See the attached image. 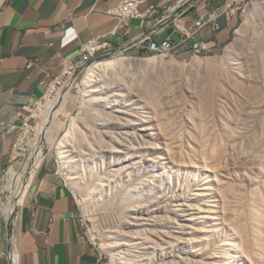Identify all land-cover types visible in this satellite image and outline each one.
I'll return each instance as SVG.
<instances>
[{
    "label": "rangeland",
    "instance_id": "obj_1",
    "mask_svg": "<svg viewBox=\"0 0 264 264\" xmlns=\"http://www.w3.org/2000/svg\"><path fill=\"white\" fill-rule=\"evenodd\" d=\"M3 1H0V5ZM254 2L264 4V0L242 1L235 4L234 15L237 18V25L231 37L225 43L201 54H195L190 48L160 55H153L146 50L136 54L135 49L131 50L129 55L132 56H156L161 58L160 60H173L174 64L128 73L127 78H130L129 81L131 80L134 85L125 87L123 82L118 90L114 89V93L121 94V98L111 100L110 105L105 103L102 106V100L83 104L79 93L80 87L77 92L71 84L70 87L74 89L72 95L63 105H58L55 109L58 115H55V122L48 126V131H45L42 153L45 159L48 157L52 160L56 170L71 187L78 202L84 230L102 253L103 264H116V262L118 264H219L220 261H227L222 260L221 257L217 259L214 257L217 253V243L202 239L190 244L188 239L200 237L195 224H191V219L197 211V204L200 203V200L194 201L197 199L196 194L206 193V203L212 204V209L219 210L220 214L221 198L219 195L218 197L213 195L212 189L217 188L218 185L214 176L208 172L203 173L205 168L215 169L219 177L222 174L227 175L232 179L231 184L235 188L240 184L244 188L247 187L248 195L251 194L249 192L253 193L257 190L259 184H263L259 182V187L257 183L252 186L249 180L247 181L250 175L256 177V171L249 170L253 165L252 156L259 152L262 157L259 154L258 157L261 158L262 163L264 157V147L258 148L264 144L262 143L264 141V11L250 15ZM241 26L244 27L245 33L243 32L241 39L237 41L236 55L228 56L227 46L235 42L236 30ZM195 56L208 59L218 65L211 70L203 68L199 70L192 65ZM57 97V94H52L42 100L38 106V114L40 115L45 109L48 101L51 103ZM96 108H99L97 112L100 115L110 112L116 116H110V120L102 119L98 123L91 124L93 119L90 117L91 111ZM73 119L78 128L79 138L75 150L81 158L79 167L74 168L80 182L74 183L75 186L61 169L56 146L52 142L70 129ZM37 121L40 123L42 116ZM38 128L37 137L41 135ZM98 128L107 134L102 132L98 136L95 132ZM84 130L87 134H84L82 140L81 135ZM239 133L240 138L237 136ZM110 134H114L111 136H115L116 140L132 136L129 139L131 142L126 144L125 148L122 143H118V146L116 143L108 145L106 140L109 142L112 137L106 136ZM36 136L31 135V139L34 138L31 143L35 142ZM52 137L56 139L52 140ZM99 137L103 138L105 143L99 146L93 144L97 149L90 157L89 144L91 141L94 142L95 138L97 141ZM250 141H254L252 144L256 141L261 143L253 145V150ZM116 146L120 149V154L115 153V155L124 154L121 159L116 157L118 163H114L113 159L109 158V154L107 155L109 151L113 153L112 149ZM25 147L29 148L28 145ZM25 153L24 159L18 157L14 161L12 169L19 174L10 182L9 174L6 178L4 186L6 200L2 205L4 214L8 203L11 202L10 194L20 183L25 163L28 160L30 163L35 155V151ZM101 153H105V156L101 157ZM145 155L158 156L162 163L165 162L167 170L165 176L167 175V181L171 183L169 189L155 187L150 195H146L140 182L145 174L142 161ZM249 156L252 158L250 159ZM114 169L118 171L113 172ZM100 179L104 183L101 182L98 188L96 184ZM8 182L9 187L6 185ZM205 182L210 186L208 192L203 190ZM262 186L260 188H264V184ZM149 214L151 218H148ZM160 217L169 221L168 227L160 226L158 220ZM139 219H147L146 230L145 228L138 230L135 227L134 224L141 221ZM203 224L202 221V226ZM219 227L224 236L222 225ZM180 228L182 232H179ZM136 234H138L137 238L143 236L152 243H141V240L136 238ZM105 246L110 247V252ZM117 254L123 258L118 259Z\"/></svg>",
    "mask_w": 264,
    "mask_h": 264
},
{
    "label": "crops",
    "instance_id": "obj_2",
    "mask_svg": "<svg viewBox=\"0 0 264 264\" xmlns=\"http://www.w3.org/2000/svg\"><path fill=\"white\" fill-rule=\"evenodd\" d=\"M192 3L181 17L180 4ZM231 0H148L165 14L178 49L205 41L211 47L225 43L237 25L234 14L213 11ZM118 0H4L0 5V127L17 123L19 110L41 97L46 81L58 75L64 61L76 57L82 46L110 33L115 25L106 9ZM210 22L196 31V21ZM218 28H214V25ZM183 29L188 31L187 37ZM132 35L146 29L132 21ZM196 31V32H195ZM194 32V33H193ZM191 33V34H190ZM159 39L163 35L158 36ZM19 129L0 130V264H11L9 253L20 255V264H94L98 249L82 225L76 197L66 179L46 158L33 173L15 216L2 210L6 200L5 171L12 163Z\"/></svg>",
    "mask_w": 264,
    "mask_h": 264
},
{
    "label": "bare ground",
    "instance_id": "obj_3",
    "mask_svg": "<svg viewBox=\"0 0 264 264\" xmlns=\"http://www.w3.org/2000/svg\"><path fill=\"white\" fill-rule=\"evenodd\" d=\"M0 1H2V0H0ZM263 11H264V4L262 5L259 2H254L253 6L251 8V11H250V15L254 14V13H258V12L260 13ZM248 16H249V13H248ZM243 32L245 33V30H244V27H242V26L236 30L235 42L230 43L226 49L228 56L236 55L235 54V52H237L236 51V48H237L236 44H237V41H239L241 39L242 34H244ZM160 59L161 58H157L156 56L141 57V56H132L129 54H119V55L111 57L109 59L97 62L90 69L89 73L85 76V78L83 79V82L79 86L80 87L79 93L82 96L83 104H84V102L86 103V102L93 101V100H102V106L105 105V103L110 105L111 100H114V99L121 96V94H117V93L115 94L113 91L114 89L118 90V88H120L122 86L123 82L125 84V87L130 86V85H134L131 80L129 81L130 78H127L128 73L134 72L135 70H138L140 72V71H145L148 69H154V68L159 67V66H161V67L166 66V64H169V65L174 64L173 60L166 61V60H163V59L160 60ZM207 60L208 59H204V58L202 59L200 57L195 56L192 60V65L194 66V68L195 67L199 68V70L200 69L202 70V68L206 69V70H211V69L216 68V66L218 65V63L210 62L209 60L208 61ZM73 90L74 89H72V86H71L68 90L64 91L59 97H57L56 100L51 101V103L48 101V104L45 106V109L43 111H41L40 114L42 116V121L40 123L38 122L39 123L38 129H40L41 135L38 137L36 136L37 139L35 140L34 143H31V145H30L31 148L29 150V152L35 151V155H34V158H32L30 163H29V160H28V162L25 163V165H24L25 170L23 169L24 172L21 171L23 173V175L20 176L21 177L20 183L13 190L12 194H10L11 202H10V204L8 203V206L6 208V214H5L7 218H9L10 214L13 211H15L18 206L21 205L23 198H24V195H25V191L27 189V186L30 183V180L32 178L33 173L37 170V168L41 165V163L45 159V156L42 153L43 152V150H42V147H43L42 139H45V136H46L45 131L46 130L48 131V129H47L48 126L51 125V123L55 122V115L56 114L58 115V113H55L56 112L55 109L58 107V105H63V103L70 98ZM105 93L107 94L106 96L103 95ZM100 95H102L101 98H98V96H100ZM249 101H250V98H249ZM252 101L254 102L253 97H252ZM252 101H250V103ZM97 109H99V108H96L95 110L93 109L91 111L90 117L93 118L92 122L90 121L91 124L92 123L93 124L98 123V122H100L99 120H102V119L103 120H110V116L111 117L116 116V115H113L112 113L110 114V112H107V111H106L107 114H104V115L101 114L100 115V113L97 112L98 111ZM89 110H91V109H89ZM242 110H244V109H242ZM252 113H254V112H252ZM254 114H257V112ZM260 115H261V113H260ZM84 116H86V115H84ZM252 116H253V114H252ZM239 119H241V118H239ZM254 119H256V118H254ZM251 120H253V119H251ZM249 123H251V122H249ZM71 124H72V126L63 136L57 138L56 141H52V142L56 146V152H57V155L59 158V164H60L61 169L65 173V176H67L68 179L73 181L72 184H74V183L78 184L80 182L78 181V176L76 175V173L74 171V168H76L78 165H80V160H81L79 154L76 153V150H75L77 147V143H79V141H78L79 138H78V134H77L78 128H77V125H76L74 119H73V123L71 122ZM241 124H242V122H241ZM105 126H106V124H105ZM105 126H103V127H105ZM98 127H100V126L98 125ZM244 127H246V126H244ZM100 128H102V127H100ZM100 128H98L95 131L97 133V135L99 133L104 132V130H102ZM236 129H237V127H236ZM243 129H245V128H243ZM247 129H249V128H247ZM252 129H253V127H252ZM242 133H243V131H242ZM84 134H87L86 130H84L83 135H81L82 140H84ZM104 134H105V132H104ZM111 135H114V134H110V136H106L109 138L112 137L111 140H109V142L106 140L108 145H110V143H113V144L116 143L118 146V143H122L123 147L125 148V145L131 142V141H129V139L132 136L131 137L127 136L128 138L123 137L120 140H116V137L111 136ZM239 135H240V133L237 136H239ZM243 135H244V133H243ZM261 135H263V134H261ZM233 136H235V135H233ZM119 137H121V136H119ZM119 137L117 139H119ZM238 138H240V136ZM55 139L56 138L52 137V140H55ZM254 140H256V139L254 138ZM257 141H258V139H257ZM257 141H256V143H259V145H260L262 140L259 142H257ZM253 142L250 141L251 144ZM263 142L264 141H262V143ZM103 143H105L104 139L100 138V137L97 138V141L95 138L94 142L93 141L90 142V144H89L90 145L89 146L90 152L88 153L90 155V157L93 155V152L97 149V148H95V146L93 144H95L96 146H99ZM255 144H252V146L253 145L255 146ZM32 145L34 148H32ZM261 145H260L261 147L260 146L259 147L256 146V147H258V148L264 147V144H261ZM117 146H116V148L113 147V149H112L113 153H112V151L111 152L109 151V153H107V155L109 154V158L111 157L113 159L114 163H118L116 160V157H120V159H121V158H123V155H124V154H122L120 156L115 155V153H117L118 155L120 154V149L117 148ZM254 146L252 148L253 150H254ZM74 151H75V153H74ZM263 152H262V154H263ZM258 154L261 155L259 152H258ZM258 154L252 156L254 158L249 156L250 159L252 158V160H251L252 162L250 160H249V162H251V164H253V165H252V167L250 166L251 169H249V168H247V169L251 170V172L256 171V174H255L256 177H253V175L251 177L250 174H247L248 176L250 175L249 177L246 176V177H248L247 181L249 180V183L252 186L255 183H257V186H258L259 182H263V184H264V157L262 159L263 160V163H262L260 160L261 158L258 157L259 156ZM100 156L104 157L105 153H101ZM126 156L128 157L129 154L127 153ZM255 156H256V158H255ZM145 157H146V155L143 156V159H142V161L144 162V173L145 174L141 177L140 182H141L142 187L146 191L145 192L146 195H150L151 191L155 187L156 188L163 187L162 189H164V190L169 189L171 187V183L167 181V177H166L167 175L165 176V173L167 171L166 167H165V162L162 163V160L158 156L155 157L154 155H151L150 157H148V156L146 158ZM260 157H262V155ZM95 158H97V157H95ZM115 160H116V162H115ZM244 161H246V160H244ZM142 166H143V164H142ZM117 171L118 170H115V169L113 170V172H117ZM206 172H208L211 176H214V180H215L216 184L218 185L217 188H215V189L212 188V189H213V195H216V197H218V195H219V197L221 198L220 199L221 205L219 207L220 214H219V210L216 211V209H214V210L212 209V204H210L209 202L206 203V199H205L206 193L201 192V193L196 194L197 199L194 201L200 200V203L197 204V211L195 210L196 213L193 215V219H191V224H195L196 231H198V234H200V237L199 238L198 237H191L188 239V241L190 242V244H193L196 240L198 242L202 239H207L209 242L217 243L218 244L217 251H216L217 253L214 254V257L216 259L218 257H221L222 260H227V261H223V262L220 261L219 264H264V188H260L263 184L262 183H261V185L259 184V186H260V187L258 186L259 188L256 186L258 189L254 190L253 193L249 192L251 194L248 195V189L246 186H245L246 188H244L243 185L240 184V185L236 186V188H235L233 186V184H231L232 179L230 177H228L227 175L222 174L223 177L222 176L219 177V175L215 169H211L208 167H207V169L205 168L203 170L204 174H206ZM8 174L10 177L8 181L10 182L13 179V177H15L17 174H19V172H16L14 169L11 168V171H9ZM252 174H254V173H252ZM210 175H208V176H210ZM243 175H245V174H243ZM171 178H173L172 175H171ZM201 179H203V177H201ZM102 180L104 181L103 178H102ZM102 180L100 179V181L97 182L96 185L98 188H99V186H101V182L104 183ZM9 182L6 184L8 187H9ZM249 183H247V186ZM75 184H74V186H75ZM244 185H246V184H244ZM253 188L254 187H252V189ZM209 189H210L209 183L205 182V187L203 190H205V192L206 191L208 192ZM125 197H126V195H125ZM85 199L86 198L84 197V200ZM86 201H88V200H86ZM194 204L196 205V202ZM132 208H134V207H132ZM132 210L134 211V209H132ZM150 216L151 215L149 214L148 218ZM155 217H156V215H155ZM155 217H153V218H155ZM153 218H152V220H153ZM139 220H141V221H139ZM139 220H138L139 222L137 221L138 223L134 224L135 227L138 230L140 228H142V230L145 228V230H146L147 225H148L147 219H139ZM155 220H156V218H155ZM158 220L161 223L160 226H162L164 228L169 226V221L166 219H163V217L158 218ZM202 221L204 223L203 226H202ZM131 223H132V221H131ZM154 225H156V224L154 223ZM199 225H200V227H198ZM216 225H217V227H216ZM220 225H222V230L224 232V236L220 232V227H219ZM179 232H182L181 228H180ZM137 236H138V234H136V238H137ZM137 239L141 240V243H145V242H151L152 243V241L146 239V237H143V236L139 237ZM177 245H179V244H177ZM105 248L108 249V251L110 252V247L105 246ZM150 248H151V246H150ZM152 248H154V247H152ZM115 253H117V252H115ZM117 256H119L118 259L123 258L122 256H120V254H117L116 257ZM128 261L129 260H127L126 263H128ZM116 264H118V263L116 262Z\"/></svg>",
    "mask_w": 264,
    "mask_h": 264
},
{
    "label": "built area",
    "instance_id": "obj_4",
    "mask_svg": "<svg viewBox=\"0 0 264 264\" xmlns=\"http://www.w3.org/2000/svg\"><path fill=\"white\" fill-rule=\"evenodd\" d=\"M242 1L248 2L252 0H231L227 5L213 11L211 18L214 19L219 15L234 14L236 12L234 8L235 4ZM188 3L189 1H183L180 4V8H182L180 12H177L176 9L173 10L176 14L175 18L181 17L193 5L190 3L187 6ZM106 12L113 15L115 19V25L112 31L102 37L91 39L82 46L76 57L66 59L62 71L46 81L44 94L36 99L32 105L26 106L24 109L18 111L17 118L19 121L17 123H3L1 125L0 130L2 133L19 129L12 163L5 171V178H7L11 170L10 168H13L14 161L18 157L24 159L26 151L29 153L31 148L30 144L34 140V138L31 139V135H37L39 125L37 119L41 116V114H38V106L42 100L47 99L52 94H57L59 97L64 91L70 88L71 84L77 91L90 69L102 60L119 54H129L133 49L136 50V54H141L142 51L146 50L153 55L178 50L179 44L174 42L172 32L168 25H160L166 18L165 14L157 17L160 8L150 4L148 0H118L114 6L107 8ZM135 19L139 20V26L146 30L137 36L131 37L132 21ZM209 22V20L203 19L196 21L195 30L198 31ZM214 28H218V25H214ZM183 33L187 37L189 36L186 29H183ZM160 35H163V38L159 39L158 36ZM211 48L207 42L200 41L195 43L190 50L195 54H201ZM25 145H28L29 148H26ZM9 257L11 264H20L19 253H15L12 250L9 253ZM94 264H103V255L101 252H98Z\"/></svg>",
    "mask_w": 264,
    "mask_h": 264
},
{
    "label": "water",
    "instance_id": "obj_5",
    "mask_svg": "<svg viewBox=\"0 0 264 264\" xmlns=\"http://www.w3.org/2000/svg\"><path fill=\"white\" fill-rule=\"evenodd\" d=\"M13 216H15V214L12 212V213L10 214V218H13Z\"/></svg>",
    "mask_w": 264,
    "mask_h": 264
}]
</instances>
